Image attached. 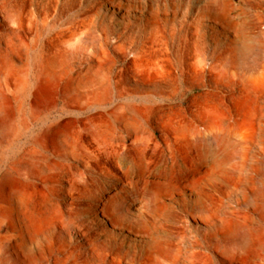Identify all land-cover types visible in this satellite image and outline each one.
Here are the masks:
<instances>
[{
  "label": "bare ground",
  "instance_id": "1",
  "mask_svg": "<svg viewBox=\"0 0 264 264\" xmlns=\"http://www.w3.org/2000/svg\"><path fill=\"white\" fill-rule=\"evenodd\" d=\"M217 2L211 28L220 52L213 59L193 39L199 23L177 57L170 38L159 32L138 49L117 46L113 54L103 50L98 57V62L109 59L110 67L124 61V81L170 96L184 87L187 96L124 105L112 119L67 117L30 134L22 147L17 144L34 120L47 121L26 111H38L52 99L74 110L90 107L109 84L104 86L107 80L95 67L82 75L68 61L80 48V28L73 23L43 42L31 87L29 37L38 21L31 9L0 5V151L7 154L0 158V264H164L166 252L158 242L147 253L138 252L147 237L155 242L150 218L155 220L176 196L200 198L204 182L223 173L230 158L221 152L225 143L247 167L246 176L234 180L233 192L243 200L263 196L264 30L256 32L245 13L234 15L235 5ZM47 19L44 12V28ZM257 34V57L238 72L237 60L248 57V42ZM94 74L103 86H93ZM251 217L249 211H233L218 223L202 216L197 221L208 226V237L233 234L236 242L228 237L233 242L227 247L247 250ZM113 239L121 241L120 248L133 242L135 254L124 260L121 252L100 248ZM201 264H210L209 255Z\"/></svg>",
  "mask_w": 264,
  "mask_h": 264
},
{
  "label": "rangeland",
  "instance_id": "2",
  "mask_svg": "<svg viewBox=\"0 0 264 264\" xmlns=\"http://www.w3.org/2000/svg\"><path fill=\"white\" fill-rule=\"evenodd\" d=\"M226 2L235 5L232 11L234 15L245 13V19L256 25L254 29L256 32L264 30V0H226ZM0 5H19L31 9L38 21L34 33L29 37L31 87L36 83L35 75L43 42L49 35L58 30H65L73 23H77L80 28L77 37L80 48L77 54L68 56V61L82 75L86 74L91 66L95 67V72L102 79L107 80L104 86L109 84L107 90H104L106 93L90 107L83 104L79 109L74 110L64 100L52 99L48 104H43L38 111L32 109L26 111L27 116L41 115L46 117L47 121L43 123L34 120L28 134L24 135L17 144L18 147L25 146L30 134L37 133L43 126L67 117H74L83 122L93 114H101L112 119L119 107L124 105L142 107L167 102L170 99L179 101L187 96L188 92H185L184 87H181L176 95L170 96L143 84L124 81L125 62L118 60L112 67L109 59L98 62L103 50L113 54L117 46L125 50L138 49L144 39L159 32L170 38L171 53L177 57L180 44L193 36L192 26L199 23L202 28L193 39H199V45L205 48L211 59L220 52V47H215L214 44L217 35L215 36V31L211 28L214 18L213 8L219 5L217 0H0ZM114 7H121V10L112 15L115 11ZM44 12L48 15V24L45 28L40 21ZM118 13L120 14L117 15ZM204 34L205 37L202 36ZM259 39L260 35L257 34L249 40L248 43L251 45L249 55L237 60L238 72H243L245 62L257 57ZM94 78L93 86H103L95 74ZM223 148L221 150L223 155L230 157L224 165L223 173L204 182L200 198L195 195L176 196L173 200H167L169 208L155 220L151 218L149 220L148 226L153 227L155 242L149 241L147 237V245H144V250L138 252L147 253L145 249L158 242L166 252L167 259L164 264H201L205 255H209L210 264H264V194L261 197L243 200L233 192L234 180L240 175L244 178L247 167L242 165L238 154L229 145L225 143ZM5 156L7 154L0 151V158ZM164 164L161 161L160 165ZM93 176L98 185L104 181L100 173ZM233 211H249L252 215V219L248 220V225L250 224L251 227L249 228L252 230L249 229L251 245L247 249L248 252L227 247L230 241L228 237L236 242L233 234H219L217 239L208 237L206 235L208 226L197 221V217L202 216L211 219L210 223H218L217 218L230 215ZM100 240L104 242L103 238ZM120 243L121 241L117 239L107 240L105 245H102L103 243L100 245V248L108 253L119 251L124 256V260L135 254L133 242L128 241L121 248Z\"/></svg>",
  "mask_w": 264,
  "mask_h": 264
}]
</instances>
